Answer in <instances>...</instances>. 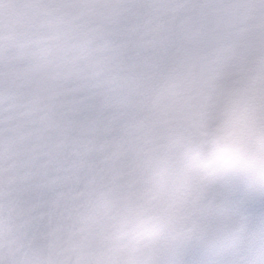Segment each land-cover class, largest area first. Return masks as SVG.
<instances>
[{
	"label": "snow or ice",
	"instance_id": "1",
	"mask_svg": "<svg viewBox=\"0 0 264 264\" xmlns=\"http://www.w3.org/2000/svg\"><path fill=\"white\" fill-rule=\"evenodd\" d=\"M0 264H264V0H0Z\"/></svg>",
	"mask_w": 264,
	"mask_h": 264
}]
</instances>
